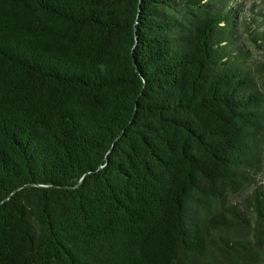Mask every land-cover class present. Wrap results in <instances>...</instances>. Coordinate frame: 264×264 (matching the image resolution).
I'll return each mask as SVG.
<instances>
[{
  "label": "trees",
  "instance_id": "trees-1",
  "mask_svg": "<svg viewBox=\"0 0 264 264\" xmlns=\"http://www.w3.org/2000/svg\"><path fill=\"white\" fill-rule=\"evenodd\" d=\"M243 6L0 0V264H264Z\"/></svg>",
  "mask_w": 264,
  "mask_h": 264
},
{
  "label": "rangeland",
  "instance_id": "rangeland-1",
  "mask_svg": "<svg viewBox=\"0 0 264 264\" xmlns=\"http://www.w3.org/2000/svg\"><path fill=\"white\" fill-rule=\"evenodd\" d=\"M244 1V6H243V16L249 18V17H253L256 21L258 19V21H264V17H262V15H260L259 13H263L264 15V0H242ZM241 2V1H240ZM252 28L253 25H255L254 23L251 24ZM241 32L244 33L243 35L246 38L245 43L246 45L249 47L251 44V53L255 54V57H258L259 59H262L261 55L264 52L262 50L261 47H257L256 44L252 41L251 36L254 34V29H250L249 31H246V29L243 27L241 28ZM250 40V42H249ZM259 45H262V47H264V42H262V40H259ZM250 49V48H249Z\"/></svg>",
  "mask_w": 264,
  "mask_h": 264
}]
</instances>
